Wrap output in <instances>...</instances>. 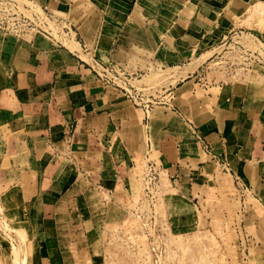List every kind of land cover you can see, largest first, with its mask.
<instances>
[{
    "label": "crops",
    "instance_id": "0c3cea01",
    "mask_svg": "<svg viewBox=\"0 0 264 264\" xmlns=\"http://www.w3.org/2000/svg\"><path fill=\"white\" fill-rule=\"evenodd\" d=\"M257 4L264 5V0H91L90 7L97 12L117 10L122 18L103 24L107 34L115 31L107 37L112 40L108 46L91 48L81 39V52L54 47L41 38L23 41L0 32V180L16 171L17 178L9 181L10 190L29 196L23 216L36 236L41 264H53L60 258L61 244L51 238L60 222L66 219L75 225L79 201L77 193L70 192L76 173L82 172L80 157L92 156L86 180L101 193L108 187L106 173L117 185L127 183L134 170L131 155L112 153L108 148L118 147V140L110 137L118 134L115 120L123 116L127 100L113 89L98 86L87 61L92 57L117 61L136 70L147 59L163 69L185 72L191 61L189 52L206 51L237 26H253L247 12ZM153 9L155 13L149 14ZM79 32L84 39L91 38L84 25ZM255 33L264 36V27ZM199 69L188 72L174 86L165 85L168 106L160 107L170 108L174 115L166 108L156 109L148 122V156L152 155L176 191L168 199L194 202L195 168L202 169L210 158L248 184L251 195L264 207V119L236 111L241 98L234 85L207 86ZM211 89L219 91L216 98L207 93ZM207 99H213L212 106ZM41 151L68 158V165L55 163L53 170L58 172H42L31 188H23V171L45 167L37 163ZM111 192L109 201L114 199ZM118 214V206L110 203L109 217Z\"/></svg>",
    "mask_w": 264,
    "mask_h": 264
},
{
    "label": "rangeland",
    "instance_id": "374dc122",
    "mask_svg": "<svg viewBox=\"0 0 264 264\" xmlns=\"http://www.w3.org/2000/svg\"><path fill=\"white\" fill-rule=\"evenodd\" d=\"M16 1L18 10L26 17L33 18L35 14L43 16L45 13L54 20L68 22L76 37L72 34V39H68L57 35L56 40L71 51L81 52V39L91 48L108 46L112 40L108 41L107 37L114 35L115 31L109 30L111 33L107 34L103 24L105 21H121L122 18L117 10L97 12L90 7L91 0H58L51 4L47 0ZM259 11L261 13H255ZM148 13L153 15L155 11L148 10ZM247 13L253 19V26H237L218 44L206 51H198V56L195 51L189 52L191 61L185 72L161 69L147 59L142 60L141 69H147V73L141 83H169L174 86L186 79L188 72L199 67L201 79L207 86L217 88L222 84L234 85L236 96L241 98L235 107L236 111L246 112L252 118L264 119V36L255 33L264 27V5L251 6ZM83 25L91 34L89 40L84 39L79 32V27ZM32 32L22 39L9 34L4 36L23 41L41 38L54 47L58 45L36 31ZM232 36L235 38L230 42ZM68 40L77 43V46H73V42L67 45ZM97 85L101 86L100 83ZM206 91L211 94V98L219 95L217 89ZM207 103L210 107L214 101L207 99ZM160 108L166 107L154 110ZM166 109L171 110L168 107ZM122 112L120 120H115L118 134L110 137L111 141L118 140V147L113 145L108 148L112 153L116 151L117 154L132 156V176L127 183L115 185L111 174L107 176L104 170L109 181L107 190L101 193L86 180V174L91 173L92 156L80 157L82 172L76 173L77 181L70 192L78 195V215L75 216L74 227L64 219L51 235L52 241L61 244L60 258L52 263L264 264V207L251 195L248 184L230 175L222 165L211 163L210 158H206L209 163L204 164L202 169L195 168L194 202L169 200L176 191L167 175L158 169L151 191L155 200L148 202L145 185L140 178L145 176L146 159L153 161L152 155L148 156V137L144 146L143 131L146 126L147 136L151 112L148 118V115L127 101ZM115 135H118V139ZM60 157L52 151L38 152L36 159L40 161L37 163L45 164V167L42 171L34 167L28 171L30 173L23 171V188H31L29 185H34L35 177H40L42 172H58L53 170L55 163L67 167L68 158ZM37 167L40 166L37 164ZM63 170L62 175L66 177L68 174L65 168ZM16 174V171L10 172L6 179L0 180L1 209L12 232L10 239L0 236V264H41L37 255L36 236L29 219L23 216L29 206V196L17 189L10 190L9 181L17 178ZM109 192L114 196L110 201L107 197ZM110 203L118 206L117 217H109Z\"/></svg>",
    "mask_w": 264,
    "mask_h": 264
},
{
    "label": "built area",
    "instance_id": "2783aa9c",
    "mask_svg": "<svg viewBox=\"0 0 264 264\" xmlns=\"http://www.w3.org/2000/svg\"><path fill=\"white\" fill-rule=\"evenodd\" d=\"M16 5V0H0V32L3 35L9 34L22 39L25 35L33 34L32 31H36L43 37L55 41L61 47L64 46L56 40L57 35L68 39H72V34L75 35L74 38L76 37L68 22L54 20L52 16H46L45 13V16L35 14L33 18L26 17ZM234 38L232 36L229 41H233ZM86 65L104 88L117 91L143 114L148 115L149 111L156 107L168 106L164 101V95L167 92L165 85L141 83L146 76L147 69L134 70L122 62H103L95 57H92L90 63H86ZM154 66L163 69L161 66ZM157 169L160 171L153 161H148L144 174V192L147 201L150 203L155 200L151 191ZM11 234V229L2 213L0 194V236L10 239Z\"/></svg>",
    "mask_w": 264,
    "mask_h": 264
},
{
    "label": "bare ground",
    "instance_id": "6f19581e",
    "mask_svg": "<svg viewBox=\"0 0 264 264\" xmlns=\"http://www.w3.org/2000/svg\"><path fill=\"white\" fill-rule=\"evenodd\" d=\"M255 7H256V6H255ZM255 7H254V8H255ZM259 7H260V6H259ZM259 9H261V7H260ZM255 11H257V8H256ZM255 13H261V12L259 11V12H255ZM259 15H260V14H259ZM67 42H68L67 45H69V44H71L73 41L68 40ZM73 43H74L73 46H77V43H75V42H73ZM156 108H157V107H156ZM154 109H155V108H154ZM154 109H152V110H154ZM152 110H151V111H152ZM151 111H149V113H150ZM169 111H170V112H169L170 115H174L173 112H172L171 110H169ZM153 112H154V111H152V112L150 113L151 116H152V113H153ZM149 113H148V118H149ZM151 120H152V117H151ZM145 129H146V126L144 127V130H143V131H144V136H145V137H144V146H145V142H146V138H147V136H146V134H145ZM147 145H148V144H147ZM148 146H149V145H148ZM146 147H147V146H146ZM146 161H149V160L146 159ZM145 170H146V169H145ZM140 179L142 180L143 184L145 185V179H144V177H141Z\"/></svg>",
    "mask_w": 264,
    "mask_h": 264
}]
</instances>
